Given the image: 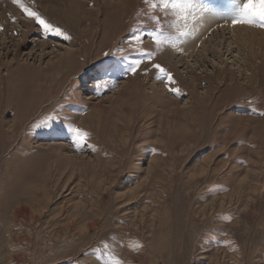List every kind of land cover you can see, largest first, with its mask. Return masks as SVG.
<instances>
[{
	"label": "rangeland",
	"instance_id": "obj_1",
	"mask_svg": "<svg viewBox=\"0 0 264 264\" xmlns=\"http://www.w3.org/2000/svg\"><path fill=\"white\" fill-rule=\"evenodd\" d=\"M25 3L72 39L43 38L0 0V264H264V116L252 111H264V82L213 81L210 121L211 62L189 69L170 42L152 43L149 16L169 17L173 36L178 12L143 0ZM141 47L180 96L151 71H125ZM103 80L118 86L97 93ZM69 121L89 133L79 151Z\"/></svg>",
	"mask_w": 264,
	"mask_h": 264
},
{
	"label": "snow or ice",
	"instance_id": "obj_2",
	"mask_svg": "<svg viewBox=\"0 0 264 264\" xmlns=\"http://www.w3.org/2000/svg\"><path fill=\"white\" fill-rule=\"evenodd\" d=\"M143 2L146 5L150 4V8L153 11L157 8H162L165 13H181L182 19L187 22L205 21L207 18V12L211 11V9H197L192 3V0H159L158 3L157 0H143ZM12 3L21 11L26 19L30 20L33 23V25L41 33L43 38L47 39L49 37H57L63 41H69L72 39L71 35L66 30H64L57 24H53L38 9L25 3V0H12ZM231 6L232 15L230 17L229 23L232 27L254 26L264 29V0H231ZM166 19H169V17L159 15L149 16V20L153 22L152 43L155 45L157 50L160 49L162 43L167 41L170 42L172 50L182 52L183 48L180 46L181 42L186 41L192 37H196L197 39H199L198 27L186 26L184 30L177 31V33L173 36L165 35L163 31V22ZM140 28L141 25L138 24L135 32L132 35V39L129 42L130 44L133 41H141V36L136 34L140 31ZM131 50L140 52L142 54V59L133 60L129 64V66L125 70L128 74L147 76L151 71L158 79H160L161 83L164 84L166 90L169 93H173L177 96L181 95L180 89L175 86L177 81L175 80L173 73L161 63L154 62V52L144 51L142 47L132 48ZM104 55L109 56L113 54L104 53ZM104 71L107 72L108 69H105ZM96 79L99 80L101 78L98 77ZM117 86V83L107 80H103L99 83H93V89L97 93H101L104 89L111 91ZM252 111L253 113H256L260 116H264V111L257 112L256 108H253ZM55 118V116H49L42 122V124L36 126H47L48 121ZM65 119H67V117ZM65 128L72 138V144L74 145L75 150L79 151L83 146L87 144L89 139L88 132L84 131L80 127L75 126V124H73L71 121L65 124ZM88 147L92 150H95L94 145L88 144ZM224 219L231 220L232 217L225 216ZM108 247V244L104 245L105 249H107ZM140 247H142V245ZM107 264H113L111 256H109ZM114 264H122V261L115 260Z\"/></svg>",
	"mask_w": 264,
	"mask_h": 264
},
{
	"label": "bare ground",
	"instance_id": "obj_3",
	"mask_svg": "<svg viewBox=\"0 0 264 264\" xmlns=\"http://www.w3.org/2000/svg\"><path fill=\"white\" fill-rule=\"evenodd\" d=\"M225 2L224 0L223 2L220 0L218 2L217 0H192L197 9H211L207 12L206 20L187 22L182 19V14L178 13L179 16L174 22L176 31L184 30L186 26L199 29V39L192 37L181 42L180 46L183 48L182 53L187 68L191 69L197 66V69H202L201 63L205 65L206 60L211 62V71L207 70L208 66L206 65L203 69L211 72L204 75L210 85L204 97L207 101L208 108L205 107V109H208L210 121L213 119V115H216V109H219L218 101L210 103L212 91L215 88L211 85L213 81L216 85H223L227 80L230 83L235 80L239 82L238 79L243 77L244 81L249 83V88L251 84L261 85L264 82V29L254 26L232 27L229 23L231 10L229 11L230 8L227 10ZM229 7L231 6L229 5ZM244 46H246L247 54L243 53ZM224 86L225 92L232 91L230 84ZM239 86L242 88L243 84H239ZM239 90L241 89L238 88L237 91ZM249 128L250 124L245 125L243 132L247 133ZM256 132V129L254 131L253 128V133ZM247 141L251 144L254 143L249 139Z\"/></svg>",
	"mask_w": 264,
	"mask_h": 264
}]
</instances>
